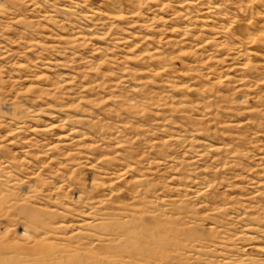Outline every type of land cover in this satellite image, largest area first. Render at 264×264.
Segmentation results:
<instances>
[{"label": "rangeland", "instance_id": "374dc122", "mask_svg": "<svg viewBox=\"0 0 264 264\" xmlns=\"http://www.w3.org/2000/svg\"><path fill=\"white\" fill-rule=\"evenodd\" d=\"M102 1L0 0V264L107 258L76 221L126 206L196 231L178 264H264V0Z\"/></svg>", "mask_w": 264, "mask_h": 264}, {"label": "bare ground", "instance_id": "6f19581e", "mask_svg": "<svg viewBox=\"0 0 264 264\" xmlns=\"http://www.w3.org/2000/svg\"><path fill=\"white\" fill-rule=\"evenodd\" d=\"M79 1L82 4L89 2V0H79ZM123 3H124L123 5H125V8H124L125 10H123V8H120L118 6L110 7L109 4H105L106 6L109 5L108 8L105 5H103V3L102 5L103 7L105 6L107 8V10L109 11V14H111V16L113 17L112 19L119 20L122 18L124 13L137 14L139 10L141 9L142 1L141 0H123ZM196 3L199 5H202L199 3V1L198 2L196 1ZM209 10L210 8L206 7L204 9V14L210 15L211 12ZM241 15L244 16L243 14ZM207 19H210V17L207 16L206 20ZM241 21H242V17L241 19L232 21L233 23L231 24H234V25L236 24V26L239 27L241 24ZM231 24H229L230 25L229 27H231ZM229 27L228 25H226V26H222L221 28L223 30H226ZM242 31H245V30H242ZM246 35L247 34L242 35L240 39V44L242 46H248L249 44H251L250 43L251 41H249L252 39V38L250 39L251 36H248V35L246 36ZM242 65H243L242 67L244 68L246 64L243 63ZM122 176L123 174L121 173L118 174V178H121ZM203 193L204 192L202 190H199L195 192L194 194H195V197H197V196L202 195ZM92 203L94 206V202ZM92 203L91 205L90 203L88 204L90 205L89 206L90 208H92ZM99 203L97 202V204ZM96 206L97 205H95V208H97ZM114 212H116L117 214ZM114 212L110 213V218L114 217L115 221H117L116 219L119 218V220H122V222L116 223V224L112 223L108 225L106 224L99 225L100 222L97 223L95 219L87 218L85 216L84 218L82 215L80 216V219L76 221L77 227L80 229H84V230L93 229V232L97 231L100 235L108 236L111 238L110 243H109V248L107 249L104 248V250L107 252V256H106L107 258L101 259L98 257H92L93 256L92 254H91L92 256L87 258V257H84L85 255L79 256V252L77 251H74L68 254L67 256H62L60 254L56 256L55 254L51 253L47 249L48 247L44 244V241L42 240L36 243L35 245L36 249L32 251L30 250L29 254L31 255V253H37L36 257L38 256L40 257L39 259L37 258L38 261L35 260V262L37 261L39 262V264H178L186 260V258L182 254H180V251H184V252L185 251L188 252L192 250L194 251L195 249H198L197 246H200V242L198 240L192 239L194 236H196V231L188 227L179 228L183 225L185 226L184 221L181 220L183 219L182 217H178V216L172 217L170 215L171 217L166 218L164 216H161L165 218V220H161L157 218V217H160L158 215V216H154L153 218L148 219L145 217V211L141 212V211H137V210L135 211L131 209L128 210L127 206L120 207ZM86 216H87V213H86ZM188 217L189 216H186L185 218H188ZM167 219H172V220H167ZM45 226L46 227H42L41 225V227L43 228L42 229L43 232H41L40 235H47L49 233V231H47L48 230L47 228L49 225L46 224ZM63 230H66V228ZM80 233H81V230L76 229V232L70 235L69 238H71V240H74V238ZM76 242L79 244L78 247L79 248L81 247L80 249H82L84 252L92 253L94 251L93 242L90 241L89 234H86V232L84 235H81V237L78 240H76ZM257 250H259L261 253L264 254V247L258 246ZM62 252H68V250H62Z\"/></svg>", "mask_w": 264, "mask_h": 264}]
</instances>
